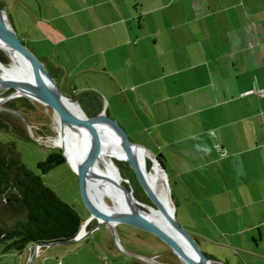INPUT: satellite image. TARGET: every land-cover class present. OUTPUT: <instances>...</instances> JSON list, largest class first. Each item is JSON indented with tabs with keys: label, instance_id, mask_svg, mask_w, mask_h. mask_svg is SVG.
Wrapping results in <instances>:
<instances>
[{
	"label": "crops",
	"instance_id": "obj_1",
	"mask_svg": "<svg viewBox=\"0 0 264 264\" xmlns=\"http://www.w3.org/2000/svg\"><path fill=\"white\" fill-rule=\"evenodd\" d=\"M38 1L60 90L140 105L130 131L152 119L178 175L213 168L205 253L264 264V0Z\"/></svg>",
	"mask_w": 264,
	"mask_h": 264
},
{
	"label": "rangeland",
	"instance_id": "obj_2",
	"mask_svg": "<svg viewBox=\"0 0 264 264\" xmlns=\"http://www.w3.org/2000/svg\"><path fill=\"white\" fill-rule=\"evenodd\" d=\"M0 1L6 10L12 28L38 58L49 66L47 69L51 72V64H48L47 61H51V42L42 40L44 34L39 28V24L42 23L39 1L25 0L27 5L19 0ZM34 46L38 47V52ZM0 51L3 56L9 59L8 65H10L12 60L9 55L1 48ZM15 90V87L0 90L1 100L9 95L7 99H3L2 103L4 104L0 105V113L3 115L7 112L10 114L7 115L8 118L13 121L6 122L7 126L0 129V140L14 143L23 163L40 175L44 183L62 199L72 204L85 224L92 212L83 198L79 175L72 164L66 161L46 173H42L38 167V162L44 160L52 151L61 149L55 143L59 136L61 120L51 108L40 102L23 95L11 97ZM82 95L83 102H78L88 115H94L100 111L107 113L109 117L119 121L132 142L147 147L153 154L154 158L148 157L152 162H150V167L148 159H137L149 186L153 164L157 159L156 155H161L168 181H165L161 175L158 181V190L166 191L165 187L169 186V196L171 195L172 205L176 208L178 222L198 239L203 252L208 253L209 250L213 253L216 252L213 243L209 241L210 236H213V229L208 220V200L213 199V192H211L213 189V177H211L213 168L204 166L194 176L192 174L178 175L179 171L185 167L179 160L180 155L175 151H172L173 156L171 155V151L165 147L159 136V128H156L152 119L147 131L138 134L130 131L131 126L132 129H138L136 127L139 125L135 121L134 114L135 112L140 114V105L123 102L121 109H118L117 102H114L112 98L109 100L107 96L95 89ZM21 98H26L29 105L25 104L26 102ZM11 103H15L16 110L10 108ZM191 142H195V140L192 139ZM125 154H128L127 151ZM116 160L120 162L117 164ZM114 161L119 166L121 173L128 178L129 181L125 184H129L133 188L135 197L141 203L153 205L144 189L137 183L136 174L128 164V160L115 158ZM106 202L113 205L109 198L106 199ZM12 222L13 219L6 216L5 223L12 224ZM97 222V219L94 218L91 224L85 225L83 233L87 232V235L82 239L71 243L43 245L36 255L33 244H29L27 247L34 248L32 253L27 249L22 252L15 249L4 252L3 247H0V264H184L171 247L149 231L123 222L117 223L114 227L104 224L97 226ZM218 252L221 254L220 251Z\"/></svg>",
	"mask_w": 264,
	"mask_h": 264
},
{
	"label": "water",
	"instance_id": "obj_3",
	"mask_svg": "<svg viewBox=\"0 0 264 264\" xmlns=\"http://www.w3.org/2000/svg\"><path fill=\"white\" fill-rule=\"evenodd\" d=\"M0 38L7 43V45L14 50L22 60L28 64L29 68L32 71V78L28 80V83L25 84L27 90L32 94L31 97L25 96L31 100L32 98L40 101L41 104H44L52 109V111L59 117L61 121L66 123L67 125L77 128L81 130L79 132L80 141L78 144V149L76 148V153H81V163L76 170L79 175L81 193L83 198L90 208L92 215L91 217L81 225L79 233L76 237L59 241L48 243L56 244V243H71L80 240L78 235L82 232L85 225L89 223L91 219L96 218L99 226L100 224H104L109 226L110 222H115V224L123 222L130 224L132 226L144 229L146 231L151 232L156 235L159 239L165 242L169 247L173 249V251L180 257L184 264H212L213 261H217L219 263L226 264L225 262H221L219 260H213L210 258L205 252L202 251L199 241L196 237H194L189 231L181 226L176 217V208L174 207V211L169 210L166 211L162 206L159 197L156 193L151 189L145 180L144 176L140 173L135 160L130 155V150L133 147L140 148L142 150L149 151L145 146L134 143L129 138L128 134L124 130L125 128L120 125L119 121H116L115 118L109 117V115L103 111H100L94 115H88L80 106L79 102L76 98L65 95L59 88L56 80L48 71L47 67L41 61L38 56L24 43L21 37L17 34V32L12 28L9 23V19L6 13V10L1 4L0 1ZM12 88L15 87L14 83H10ZM9 95H6L3 99H7ZM77 104L82 111L84 112V116L78 115L75 111L72 110L71 104ZM101 124V125H100ZM104 124H109L111 128L117 131L120 141L123 147L126 149L129 154L128 164L133 169L136 177L144 189L145 193L151 200L154 206L158 207L162 212L166 213L170 225L173 230L179 235V237L174 236L173 234L167 232L162 227L157 224L151 222L145 216H143L138 211L132 212H124L116 216H109L101 211H99L94 205L91 199V193H88V179L91 176L92 168L99 157L102 149H103V135L100 126ZM86 138L90 140L89 144L85 151H83V144L86 141ZM63 155L65 156L66 161L69 162L66 152L63 148ZM150 152V151H149ZM161 157V155H158ZM159 166L162 170L165 171V166L156 159ZM118 172L120 177L127 183L129 180L121 175V171L119 166L117 165ZM167 175V173H166ZM124 189L128 192V194L135 200V195L133 188L129 184H124ZM137 199V198H136ZM102 219L103 221H100ZM35 256V255H34ZM34 258V257H33Z\"/></svg>",
	"mask_w": 264,
	"mask_h": 264
},
{
	"label": "trees",
	"instance_id": "obj_4",
	"mask_svg": "<svg viewBox=\"0 0 264 264\" xmlns=\"http://www.w3.org/2000/svg\"><path fill=\"white\" fill-rule=\"evenodd\" d=\"M0 61L9 63L1 51ZM21 99L29 105L26 98ZM14 105L11 103L10 108L16 110ZM7 115L10 114L0 113V129L7 126L6 122H13ZM156 158L164 165L161 157L156 155ZM64 162L63 151L56 149L38 162V167L42 173H46ZM119 162L116 160L117 164ZM150 162L148 159L149 167ZM136 181L140 185L137 177ZM6 216L13 219L12 224L5 223ZM82 224L83 220L75 207L23 163L16 145L0 140V247H3V251L15 249L22 252L29 244L45 245L72 239L77 236ZM212 264L223 263L213 261Z\"/></svg>",
	"mask_w": 264,
	"mask_h": 264
},
{
	"label": "bare ground",
	"instance_id": "obj_5",
	"mask_svg": "<svg viewBox=\"0 0 264 264\" xmlns=\"http://www.w3.org/2000/svg\"><path fill=\"white\" fill-rule=\"evenodd\" d=\"M0 48L3 49L12 60L10 65L3 64L0 61V90L9 89L11 88L10 83H14L16 90L11 95V97L22 95L31 97L32 94L25 87V84L28 83V80L32 78V71L28 64H26L19 54L12 50L1 38ZM32 99L40 102L34 98ZM2 101L3 99H0V105L4 104ZM71 106L72 110L78 115L84 116V112L76 103L71 104ZM61 123L59 136L56 138L55 143L64 149L69 162L72 164L75 170H78L82 157L81 153H76V148L78 147L80 141L79 132L81 130L71 127L63 121H61ZM100 128L103 135V149L92 168V174L88 179L87 185L88 193H91V199L96 208L109 216H116L124 212L138 211L151 222L162 227L174 236L179 237V235L171 227L166 213L162 212L156 206L150 205L148 203H141L136 198L134 200L124 189L122 184L123 179L120 177L114 158L128 160L129 154H125L126 149L123 147L117 131L107 124L100 126ZM89 142L90 140L86 138V141L83 144V151L86 150L85 147L88 146ZM130 153V155L135 160L140 173L144 176L141 165L137 159H148L149 156L154 158L153 154L147 150H142L137 147H133L130 150ZM153 165L154 169L150 187L159 197L164 209L166 211H174V206L172 205L170 199L171 195L169 196V186L167 185V187H165L166 191L158 190V181L160 176L162 175L164 180L168 181L167 175L156 160ZM145 180L147 181L146 178ZM107 198L112 200L113 205H110L106 202ZM100 221L103 220L100 219ZM115 225V222L109 223V226L111 227H114ZM84 231L85 228L82 230L81 235L84 234Z\"/></svg>",
	"mask_w": 264,
	"mask_h": 264
},
{
	"label": "built area",
	"instance_id": "obj_6",
	"mask_svg": "<svg viewBox=\"0 0 264 264\" xmlns=\"http://www.w3.org/2000/svg\"><path fill=\"white\" fill-rule=\"evenodd\" d=\"M250 92H255V90L253 89V90H250ZM260 94H263V92L262 91H260L259 92ZM87 235V232H85L84 234H82L81 235V233L78 235V237L80 238V239H82L84 236H86ZM42 244H36L35 246H34V248H35V255L36 254H38L39 252H40V250L42 249Z\"/></svg>",
	"mask_w": 264,
	"mask_h": 264
}]
</instances>
